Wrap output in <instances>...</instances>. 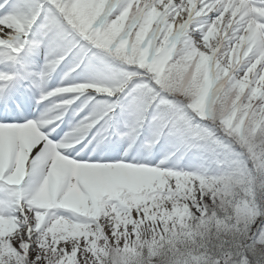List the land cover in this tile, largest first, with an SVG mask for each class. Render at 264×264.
<instances>
[{
  "label": "snow or ice",
  "instance_id": "6c2138e0",
  "mask_svg": "<svg viewBox=\"0 0 264 264\" xmlns=\"http://www.w3.org/2000/svg\"><path fill=\"white\" fill-rule=\"evenodd\" d=\"M0 264H264V0H0Z\"/></svg>",
  "mask_w": 264,
  "mask_h": 264
}]
</instances>
